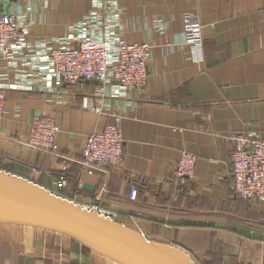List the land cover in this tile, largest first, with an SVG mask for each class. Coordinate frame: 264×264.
<instances>
[{"label":"crops","instance_id":"0c3cea01","mask_svg":"<svg viewBox=\"0 0 264 264\" xmlns=\"http://www.w3.org/2000/svg\"><path fill=\"white\" fill-rule=\"evenodd\" d=\"M118 2L123 37L152 44L144 89L129 99H108L109 107L99 114L81 106L95 88L92 81L81 80L57 95L38 88L8 90L0 120V171L80 206L94 204L103 215L112 210V220L179 249L195 264H264V202L235 196L227 139L235 132L264 139V0ZM90 7L91 0L4 5L32 23L28 42L65 36ZM190 14L202 26L205 59L199 63L192 62L182 40ZM156 20L164 23L163 32ZM4 66L0 59V70ZM33 112L50 116L59 127L55 155L23 145ZM112 113L122 117L123 160L106 173L85 170L79 164L85 138L110 123ZM182 150L193 153L196 163L194 178L180 188L173 168ZM62 168L68 185L58 189L54 179ZM132 186L136 194L130 200ZM0 264L114 263L96 253L84 262L57 233L0 223Z\"/></svg>","mask_w":264,"mask_h":264},{"label":"built area","instance_id":"2783aa9c","mask_svg":"<svg viewBox=\"0 0 264 264\" xmlns=\"http://www.w3.org/2000/svg\"><path fill=\"white\" fill-rule=\"evenodd\" d=\"M12 0H0V120L4 115L6 92L11 89L57 95L67 93L81 80L95 82L91 95L83 96V109L102 113L109 107L108 99H129L144 89L147 82V61L151 55L150 42H128L122 34L123 9L118 0H91L89 12L72 24L65 36L55 40L38 39L28 42L31 22L16 11H6L4 5ZM158 30L164 31L162 21ZM201 23L195 14L188 15L182 30L183 44L194 63L205 59ZM56 43L54 47L52 44ZM6 68V69H5ZM12 73V78H10ZM110 89V90H108ZM112 121L99 132L86 136L81 147L80 166L89 171L106 173L119 166L124 155L121 114L112 113ZM59 127L53 118L33 112L24 146L55 155ZM227 139L232 144L230 154L231 189L246 201L264 202V139L255 133L235 132ZM196 156L182 150L173 168L176 186L182 188L194 178ZM32 170L39 172L35 167ZM65 168L54 179L58 189L68 185ZM136 188L129 190L135 198ZM89 210L112 219L116 213L104 211L94 204ZM86 208V207H85Z\"/></svg>","mask_w":264,"mask_h":264},{"label":"water","instance_id":"95a60500","mask_svg":"<svg viewBox=\"0 0 264 264\" xmlns=\"http://www.w3.org/2000/svg\"><path fill=\"white\" fill-rule=\"evenodd\" d=\"M0 223L62 235L69 239L72 253L84 262L96 253L114 264H195L179 249L146 240L118 221L2 171Z\"/></svg>","mask_w":264,"mask_h":264}]
</instances>
